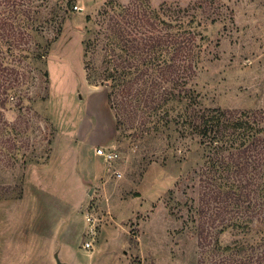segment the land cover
Segmentation results:
<instances>
[{"label":"rangeland","instance_id":"obj_1","mask_svg":"<svg viewBox=\"0 0 264 264\" xmlns=\"http://www.w3.org/2000/svg\"><path fill=\"white\" fill-rule=\"evenodd\" d=\"M139 1L196 0H0V33L17 27L28 38L19 48L0 40V57L21 76L0 108V264H198L199 145L179 139L170 148L167 132L120 137L108 89L87 81L86 64H100L104 44L87 59L84 40L106 8ZM212 7L213 23L199 14L193 25L198 104L264 110V0ZM99 150L117 157L107 162ZM85 213L100 220L93 250L84 249L93 230Z\"/></svg>","mask_w":264,"mask_h":264},{"label":"trees","instance_id":"obj_2","mask_svg":"<svg viewBox=\"0 0 264 264\" xmlns=\"http://www.w3.org/2000/svg\"><path fill=\"white\" fill-rule=\"evenodd\" d=\"M212 3L196 0L181 7L163 1L151 8L139 1L135 8H106L100 29L83 42L87 59L99 41L104 44L100 64H86L87 81L108 89L120 137L153 139L167 132L170 148L179 139L199 145L204 179L196 221L198 264H264V226L257 231L252 226L264 225V110L203 108L190 88L199 58L193 25L199 14L213 23ZM16 28L7 33L4 28L0 40L19 48L28 38ZM20 78L0 57L1 109ZM225 234L228 243L221 239Z\"/></svg>","mask_w":264,"mask_h":264},{"label":"built area","instance_id":"obj_3","mask_svg":"<svg viewBox=\"0 0 264 264\" xmlns=\"http://www.w3.org/2000/svg\"><path fill=\"white\" fill-rule=\"evenodd\" d=\"M99 154L106 156L107 162H112L113 160H115V158L117 157L116 154H107L105 153L103 150H99ZM114 174H117L118 178H122V174L119 172H114ZM84 219L86 224L90 225L93 227V230H91L88 233V236L90 237L88 240H86L84 242V249L85 250H93L94 249V239H95V231L97 229V224L99 223L100 220L95 219L94 216L91 213H85L84 215Z\"/></svg>","mask_w":264,"mask_h":264}]
</instances>
